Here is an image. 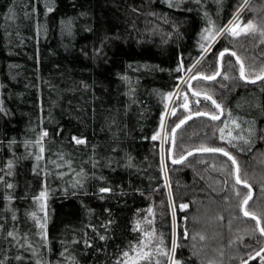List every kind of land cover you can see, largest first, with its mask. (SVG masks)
Listing matches in <instances>:
<instances>
[{
	"label": "trees",
	"instance_id": "obj_1",
	"mask_svg": "<svg viewBox=\"0 0 264 264\" xmlns=\"http://www.w3.org/2000/svg\"><path fill=\"white\" fill-rule=\"evenodd\" d=\"M241 4L0 0V264H132L133 248L144 243L147 250L172 247L173 217L179 247L172 255L181 264H243L264 249L256 222L241 211L248 189L235 184L232 161L198 152L172 163L201 145L224 148L252 187L248 209L264 221V81L246 83L225 53L215 81L185 85L199 100L189 104L193 112H219L193 91L212 96L224 112L218 121L195 117L177 129L172 161L171 130L188 113H170L165 162L172 205L160 142L152 139L167 96L203 54L204 29L226 27ZM240 19L264 27V0H248ZM224 49L241 58L246 76L264 67L259 36L222 35L193 76L218 71ZM229 131L250 143L236 139L232 147ZM262 256L249 264H262ZM156 259L168 264L154 253Z\"/></svg>",
	"mask_w": 264,
	"mask_h": 264
},
{
	"label": "snow or ice",
	"instance_id": "obj_2",
	"mask_svg": "<svg viewBox=\"0 0 264 264\" xmlns=\"http://www.w3.org/2000/svg\"><path fill=\"white\" fill-rule=\"evenodd\" d=\"M171 6V3L170 5ZM245 7H248V0H242V4L240 7H238L236 15L234 16L233 20L234 22L230 23L228 26L224 27V28H220L217 29L215 31L210 30L208 28L204 29V36L202 37V39L206 40L209 42V47L211 46V43L215 42V39L217 38V36L219 35H228L231 36L233 38H238L241 35H245V36H252V37H256L259 36L260 37V43L264 44V27L258 25L255 20L253 19H249L247 23H244L241 19H240V12L243 11V9ZM49 12L52 11V8L48 9ZM201 47L204 49V51L206 52L208 49L202 44ZM228 49H224L223 51H221L219 53V59L222 61L223 57L225 55V53H228ZM231 56L236 57L237 62L240 64V78L245 80L247 83H256L257 81H264V67H261L258 73H255L252 77L246 76L245 74V66L243 61L241 60V58L239 56L236 55L235 52H231L229 53ZM199 62V61H198ZM221 73L219 71L214 72L211 75H203L200 74L199 76L193 77V79H204V80H208V81H215L217 76H219ZM224 79H228L227 76L223 77ZM189 88H191V85H189ZM193 96H200L201 93L200 92H196L193 91L192 93ZM204 99L208 100L211 102V104L219 110L218 113H212V112H205V111H195L193 112L191 110V108L189 107V100H188V96L187 93L183 94V103H181L179 105L180 108H183L185 112L188 113L187 116H183L182 118H180L178 120L177 123L174 124V126L172 127L171 130V140H172V144L173 146L175 145V138H176V131L177 129H180L183 125H185L189 120H191L193 118V116L196 117H201V116H205L210 120L213 121H218L221 118V115H223L224 109L222 107L221 104H219L215 99L212 98V96L208 95L207 93L203 94ZM177 99H180L179 96L176 97ZM168 100L172 99V94H169L167 96ZM197 104H199V100L196 101ZM177 113V108L173 107L171 110V114L173 116H176ZM165 115H167V113H165ZM229 118L231 119V123L233 125H235L236 128H240L239 123H237V119L232 118V114L229 111L228 113ZM162 125H163V121H162ZM228 125L225 124L223 128L219 129L220 132V139L223 140L224 137V130L225 128H227ZM250 134H251V130ZM45 136H47V132L44 133ZM228 135L231 137V131H229ZM159 136V134H157V136H153L152 139H157ZM75 140V142L77 144H84L85 141L83 139H77V138H73ZM236 139H240L243 140V142L245 144L250 143V140L245 139L243 136H237V137H231V139H229L227 142L229 144L232 145V147H236V144H234L232 141L236 140ZM41 152L44 151L43 147H41L40 149ZM197 152L200 153H220L224 156H226L230 161H232V164L235 166V172H234V179H235V184L237 185H242L244 188L248 189V192L246 194L243 195L241 203H240V207H241V211L243 212V215L245 217H249L252 220H254L256 222V226L259 229V232L262 236H264V226H262V224H264V221H262L261 217L258 216L254 211H250L248 209V204L249 201L252 200V187L251 185L248 183L247 180L241 179V175H240V167L239 164L235 158V156H233L232 154H230L228 151H226L224 148L222 147H208L205 145H201L198 149H196ZM194 153L192 151H189L187 153V156H192ZM187 156L185 155H181L179 157V159H174L172 161V163L174 164H178V163H183L186 159ZM37 159H40V157H37ZM9 168L12 167L11 163H9ZM0 181H2V178H0ZM8 188H12L13 185L12 184H7ZM101 192H108L110 191V189L108 188H101L100 189ZM235 195L236 196H241V192L237 189L235 190ZM45 196L44 192L40 193V198H43ZM43 207V206H42ZM188 207V205H181L182 209H186ZM33 217L35 218V213L32 214ZM41 228H44L45 225L41 224L40 225ZM9 235H11V233H9ZM146 236H151V233H146ZM187 237V233L185 232V238ZM101 239H104L103 236L100 237ZM200 239H204L203 236L200 237ZM162 243V242H161ZM179 247V245H177L175 242H173V245L170 249L165 250L164 248H156L154 250H147L150 248V245L147 243H144L143 246L138 247V248H133V251L136 252V258L132 260V264H140L141 261L145 262V264H153V255L154 253L157 256H163L166 257L168 264H181V262L177 259H175L174 254L176 251V248ZM171 253V254H170ZM261 253H264V249L261 250V252H257L256 255L257 256H261ZM124 257H129V252L125 251L123 253ZM255 258V257H252ZM118 264H120V262H118ZM154 264H161L159 259H156ZM262 264H264V256H262Z\"/></svg>",
	"mask_w": 264,
	"mask_h": 264
},
{
	"label": "rangeland",
	"instance_id": "obj_3",
	"mask_svg": "<svg viewBox=\"0 0 264 264\" xmlns=\"http://www.w3.org/2000/svg\"><path fill=\"white\" fill-rule=\"evenodd\" d=\"M234 22V20L232 19L230 23ZM229 23V24H230ZM228 24V25H229ZM227 25V26H228ZM220 36V35H219ZM217 36V38L215 39V42L211 43V46L209 47V42L204 40L203 44L205 45V47L208 49L206 52L203 51L202 56L200 57V59L198 60L199 62L204 58V56L211 50V48L213 47V45L219 40V38L222 36ZM199 62H197L190 70L189 72H187V74L181 79L180 83L178 84L175 92L172 95V99L169 101V104L167 106V110L166 113L167 115L164 116L163 119V125L161 126L160 132H159V136H158V140H159V152H160V161H161V166H162V171H163V176L165 179V187L167 190V194H168V198L170 201V204L172 205V197H171V191H170V186L168 183V178H167V168H166V162H165V151H166V143L168 141V134H167V122H168V117L171 113V110L173 107H176L177 109L180 108L179 105L181 103H183V94L186 93L184 91L185 85L188 83V79H191L193 76V71L195 69V67L197 66V64H199ZM194 77V76H193ZM179 96L180 99H177L176 97ZM188 96V95H187ZM188 100H189V104H197L196 103V99L195 98H191L190 96H188ZM174 213V211H173ZM173 242L176 243V224H175V218L173 217Z\"/></svg>",
	"mask_w": 264,
	"mask_h": 264
},
{
	"label": "water",
	"instance_id": "obj_4",
	"mask_svg": "<svg viewBox=\"0 0 264 264\" xmlns=\"http://www.w3.org/2000/svg\"><path fill=\"white\" fill-rule=\"evenodd\" d=\"M221 36V35H220ZM219 36V37H220ZM228 53H231V51H228ZM234 57V56H233ZM235 58V60H236V57H234ZM237 61V60H236ZM238 63V62H237ZM239 64V63H238ZM239 66H240V64H239ZM221 69H222V61L219 59V57H218V71L221 73ZM194 77H196V76H194ZM217 77H219V76H217ZM194 80H196V79H193V77L188 81V84H187V86H188V88H189V85L191 84V82L192 81H194ZM204 80V79H203ZM243 80V79H242ZM245 81V80H244ZM246 82V81H245ZM257 82H259V81H257ZM256 82V83H257ZM247 83V82H246ZM251 84H253V83H251ZM200 96H203V95H200ZM197 97V96H196ZM199 97V96H198ZM196 116H193V118H195ZM203 117H205V116H203ZM173 144H172V140H171V135H170V143H169V153H168V157H169V160L170 161H172V153H173ZM193 153H198L197 151H194ZM200 153V152H199ZM185 156H187V155H185ZM234 168H235V166H234ZM253 257H257V255H254ZM254 258H250L248 261H246L245 263H243V264H249L252 260H253Z\"/></svg>",
	"mask_w": 264,
	"mask_h": 264
}]
</instances>
